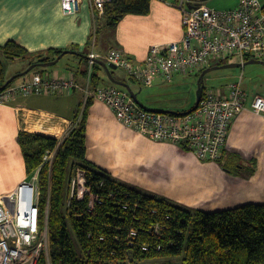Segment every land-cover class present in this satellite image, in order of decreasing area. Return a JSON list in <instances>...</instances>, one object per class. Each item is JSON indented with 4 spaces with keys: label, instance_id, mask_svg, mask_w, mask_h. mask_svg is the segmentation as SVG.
I'll list each match as a JSON object with an SVG mask.
<instances>
[{
    "label": "crops",
    "instance_id": "crops-1",
    "mask_svg": "<svg viewBox=\"0 0 264 264\" xmlns=\"http://www.w3.org/2000/svg\"><path fill=\"white\" fill-rule=\"evenodd\" d=\"M174 1L151 0L148 15H127L112 29L105 18L98 16L90 0H83L79 12L72 16L63 13L61 0H0V45L13 41L33 55L59 49L75 56L72 49L76 48L87 57L92 51L104 57L110 50H119L140 66L152 46L182 40V13L173 5ZM260 2L264 5V1ZM210 67L212 63L207 68ZM78 68L79 61L75 68L30 72L26 79L40 73L54 78L73 77L83 85L86 77L76 73ZM112 71L113 78L128 84L145 107L135 89H142L141 85L129 81L132 79L124 70L126 76ZM200 73L188 75L198 77ZM100 77L98 87L126 90L114 84L104 69ZM230 84H222L217 90L228 95ZM78 93L81 94L74 90L21 97L0 105V198L14 192L41 169L27 174L19 134L27 132L62 141L72 129L83 101ZM247 95L252 99L259 94ZM86 145L88 160L115 179L185 208L216 212L246 204L264 205V117L249 109L234 120L224 149L240 157V174L225 171L219 162H202L180 146L155 142L135 133L98 101L88 110Z\"/></svg>",
    "mask_w": 264,
    "mask_h": 264
},
{
    "label": "trees",
    "instance_id": "trees-1",
    "mask_svg": "<svg viewBox=\"0 0 264 264\" xmlns=\"http://www.w3.org/2000/svg\"><path fill=\"white\" fill-rule=\"evenodd\" d=\"M150 6L151 0H113L102 18L115 29L127 15H148ZM72 51L79 60L76 73L86 77L87 54L76 48ZM63 52L57 49L33 55L13 41L0 45V92L10 79L5 74V60L30 59L31 66L51 62ZM252 59L246 57L245 62ZM235 61L220 60L215 66ZM45 70L37 66L32 72ZM102 70L100 65L92 70L94 87L101 83ZM93 102L84 105L82 101L72 129L62 141L27 132L19 134L27 174L41 168L40 223H48L49 257L43 255L39 264H264V205L246 204L216 212L188 209L133 188L89 161L86 133L88 110ZM179 146L189 150L185 144ZM53 151L52 165L44 164L45 155ZM216 162L225 171H243L240 157L225 150ZM77 169L86 173L91 195L100 202L93 210L90 196L72 199L69 205L71 180Z\"/></svg>",
    "mask_w": 264,
    "mask_h": 264
},
{
    "label": "built area",
    "instance_id": "built-area-1",
    "mask_svg": "<svg viewBox=\"0 0 264 264\" xmlns=\"http://www.w3.org/2000/svg\"><path fill=\"white\" fill-rule=\"evenodd\" d=\"M82 1L61 0V9L67 16L76 15ZM112 1L90 0L99 17ZM173 5L182 13V40L152 46L142 65L133 64L119 50H110L104 57L92 51L87 57L85 84H78L73 77L54 78L37 73L2 90L0 105L21 97L78 90L84 105L91 100L103 103L135 133L155 142L185 144L200 161L216 162L240 114L249 109L264 117V96L250 99L242 87L243 76L229 85L228 95L207 88L199 107L187 115L146 110L126 90L92 84V70L100 60L123 69L142 87L149 88L157 79L170 82L178 74L200 73L213 61L245 62L249 56L264 59V5L260 0H240L238 7L225 11L211 9L207 0H175ZM54 156V151L48 152L44 164L51 166ZM70 186L69 205L72 199L83 200L85 196L91 197V210L100 203L91 195L83 170H75ZM40 197V172L35 171L14 192L0 198V264H39L43 255L49 257L48 223H40Z\"/></svg>",
    "mask_w": 264,
    "mask_h": 264
},
{
    "label": "rangeland",
    "instance_id": "rangeland-1",
    "mask_svg": "<svg viewBox=\"0 0 264 264\" xmlns=\"http://www.w3.org/2000/svg\"><path fill=\"white\" fill-rule=\"evenodd\" d=\"M264 1V0H261ZM240 4V0H207V5L214 10L225 11L235 9ZM78 58L72 55H66L55 66L46 68L50 71H63L70 68H75L78 63ZM30 59L5 60V74L7 78H11L19 73L26 71L30 67ZM237 62V61H235ZM216 62H212V67ZM116 73L126 76L123 69L115 70ZM30 74L24 76V80ZM243 76V77H242ZM243 78L242 87L249 95L259 94L264 96V65L251 64L244 68H229L219 69L207 73L205 77V86L210 90H217L222 84L228 82L233 83ZM199 78L194 75H176L170 82H156L154 88L136 87L138 96L145 107L156 111H175L184 113L192 109L197 100ZM232 81V82H231ZM82 96L78 93L77 96ZM42 101H47L43 98ZM147 108V109H148ZM146 193L156 195L152 192H147L139 187L131 186ZM162 197V196H160ZM73 243L78 247L76 238L73 236ZM79 251V247H78ZM151 264V263H149Z\"/></svg>",
    "mask_w": 264,
    "mask_h": 264
},
{
    "label": "water",
    "instance_id": "water-1",
    "mask_svg": "<svg viewBox=\"0 0 264 264\" xmlns=\"http://www.w3.org/2000/svg\"><path fill=\"white\" fill-rule=\"evenodd\" d=\"M69 52H63L58 58H56L55 60L51 61V62H47V63H38V64H34L31 65L26 71L19 73L13 77H11L7 83L4 85V87L2 88V90L6 89L9 85H11L15 80L22 78L26 75H28L30 72H32L37 66L38 67H44V68H48V67H52L57 65L60 60ZM98 64L101 65V67L106 71V73L108 74L109 79L116 85L124 87L128 93L131 95V97L133 98V100L140 106V107H144L137 99L136 94L131 90L130 86L126 83L123 82H119L117 80H115L112 76L111 71L112 70H116L118 69V67L114 64H107L105 61H98ZM251 64H259V65H264V60H259V59H252L248 62H233V63H229V64H225L222 66H213L210 68L205 69L199 78V82H198V93H197V100L196 103L194 105V107L189 110L188 112L184 113V115L187 114H191L192 112H194L200 105V102L202 100L203 94H204V88H205V76L207 75V73L211 72V71H215V70H219V69H229V68H244L247 65H251ZM165 113H173L176 114V112H165Z\"/></svg>",
    "mask_w": 264,
    "mask_h": 264
}]
</instances>
